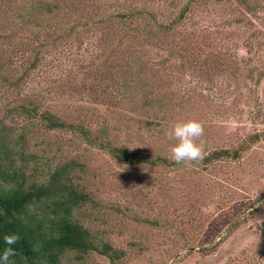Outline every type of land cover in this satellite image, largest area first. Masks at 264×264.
I'll use <instances>...</instances> for the list:
<instances>
[{
	"label": "rangeland",
	"instance_id": "374dc122",
	"mask_svg": "<svg viewBox=\"0 0 264 264\" xmlns=\"http://www.w3.org/2000/svg\"><path fill=\"white\" fill-rule=\"evenodd\" d=\"M10 1L0 0V10L6 12V18L0 14V24L16 21L8 18L12 9L6 10L5 3ZM97 2L108 11L115 4ZM178 30L206 32L202 52L222 58L219 71L203 80L195 71L171 68L178 61L170 58L165 86L177 96L174 101H182L183 93L191 97L162 115L158 124H141L125 144L149 156L158 152L170 158L175 141H169L165 132L177 122L197 120L205 129L201 138L205 153L236 147L258 135L239 158L174 167L128 166L68 130H47L10 110L30 100L41 108L52 104L68 111L70 120L89 126L132 124L121 110L93 103L83 93L58 91L66 72L87 58V43L95 35L83 36L79 45L61 43L58 56L48 46L41 47L35 67L30 65L33 47L43 39L26 46L17 38L10 39L13 46L0 39V121L11 138L23 133L24 147L44 166L68 158L78 162L73 165V181L90 192L95 204H83L76 216L94 236L122 252L115 264H264V206H256L264 205V0H211L187 14ZM145 52L152 62L165 56V50ZM54 55L61 64H51ZM76 109L81 110L80 117ZM136 113L127 111L126 116L143 120ZM115 131L118 137L123 133ZM74 264L111 263L106 256L89 252Z\"/></svg>",
	"mask_w": 264,
	"mask_h": 264
},
{
	"label": "trees",
	"instance_id": "16d2710c",
	"mask_svg": "<svg viewBox=\"0 0 264 264\" xmlns=\"http://www.w3.org/2000/svg\"><path fill=\"white\" fill-rule=\"evenodd\" d=\"M210 1L115 0L112 12L103 4H97V0H11L5 3L6 10L12 9L8 18L16 21L0 24V39L10 46L15 44L12 38H17L19 45L25 42V46L28 41L43 39L33 47L32 67L39 61L41 47L48 46L58 56L61 43L72 41L79 45L83 36L90 35L94 39L95 35V39L87 43L90 49L87 58L66 72L58 91L69 88L66 92L73 95L83 93L93 103L121 110L126 120L133 123L125 122L119 127L101 122L89 126L70 120L68 111L52 104L41 108L39 102L29 99L10 110L34 119L47 130H68L85 144L105 151L125 165L176 166L158 152L149 156L130 149L125 141L142 127L141 124L143 127L158 124L162 115L171 114L175 106L179 107L191 97L183 93L182 101H174L177 96L170 95V89L165 86L170 58L178 61L171 68L195 71L203 80L219 71L222 58L210 51L202 52L200 44L207 47V33L178 30L187 14ZM0 14L6 18L5 11L0 10ZM146 48L165 50V56L159 63L152 62L146 57ZM59 60L54 55L51 64H61ZM80 111H74L76 116L80 117ZM127 111L137 112L143 120L127 117ZM147 117L151 118L145 119ZM118 127L123 130L122 137L117 136ZM257 138L258 135L253 134L247 143L236 147L211 149L200 163L235 160ZM24 140L22 132L11 138L0 121V255L8 247L4 242L7 234L19 237L11 245L17 254L10 258L9 264H74L89 252L106 256L115 264L122 252L107 240L94 236L76 216V210L83 204H95L90 192L73 181V165L78 162L68 158L62 163L44 166L36 153L24 147ZM79 167L81 170V165Z\"/></svg>",
	"mask_w": 264,
	"mask_h": 264
},
{
	"label": "clouds",
	"instance_id": "9594fccd",
	"mask_svg": "<svg viewBox=\"0 0 264 264\" xmlns=\"http://www.w3.org/2000/svg\"><path fill=\"white\" fill-rule=\"evenodd\" d=\"M205 134L204 125L197 120H187L177 122L171 126L166 132L165 136L169 141H175L169 148L170 160L177 165H190L192 162H200L204 159L205 152L203 148L202 137ZM127 167V166H126ZM256 206H264L259 203ZM17 235H5L4 242L6 247L0 255V261L3 264H9L10 258L17 253L11 247L18 241ZM172 264V261L169 262Z\"/></svg>",
	"mask_w": 264,
	"mask_h": 264
}]
</instances>
